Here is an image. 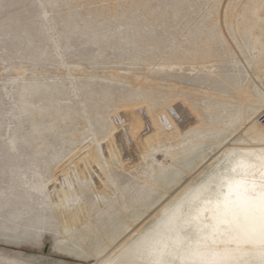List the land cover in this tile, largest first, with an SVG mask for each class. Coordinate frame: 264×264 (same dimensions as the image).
Listing matches in <instances>:
<instances>
[{"label":"rangeland","instance_id":"obj_1","mask_svg":"<svg viewBox=\"0 0 264 264\" xmlns=\"http://www.w3.org/2000/svg\"><path fill=\"white\" fill-rule=\"evenodd\" d=\"M263 7L0 0V264H149L144 249L176 234L187 203L254 142L263 84L247 24ZM139 74L162 90L159 110L170 85L185 91L192 126L126 171L106 143L118 113L143 104L129 83Z\"/></svg>","mask_w":264,"mask_h":264},{"label":"bare ground","instance_id":"obj_2","mask_svg":"<svg viewBox=\"0 0 264 264\" xmlns=\"http://www.w3.org/2000/svg\"><path fill=\"white\" fill-rule=\"evenodd\" d=\"M258 13L261 14L248 22L247 32H249L252 43L258 46L259 50L257 56L252 59L250 68L256 74H253L256 79L263 84V92L259 94L263 106L264 7ZM129 83L132 85L131 89L133 90L131 96L134 94L140 96V102L143 104L141 107L138 106L139 108L130 106L129 109L120 110L121 112L117 115L118 121L115 123L118 130L113 133L110 139L107 137L109 139L108 143L105 142L111 152H116L118 155L120 153L122 166L126 171L131 170L140 163L141 156L152 143L159 144L165 142L168 137L181 136L188 131L191 125L190 122H192L190 113L192 109L190 110L189 106L182 100L185 91L170 85L162 96L166 102L173 103L166 106L164 110H159L157 106H154L157 95L162 91L158 84L146 76L141 78L137 75ZM239 90L242 101L246 102L251 99L247 86H240ZM262 123L264 122L252 121L246 130L247 136L254 141L251 142V146L238 149L223 165L217 176L208 181L207 187H203L198 196H194L185 206V214L180 220L176 234L168 237L167 240L169 244L179 241L180 253H183L189 247L194 248L206 244L214 253L219 254L217 264H264V247L261 246L258 236L254 240L241 238L238 227L223 223L222 217L218 215L215 207L216 202L222 200L223 194L228 191V180L243 177L250 184L255 183L257 192L264 186V124ZM126 156L129 158L126 159ZM81 166L82 164L78 165L83 172L85 168ZM96 185L101 194L106 193L100 181H96ZM60 205L63 209L65 208L62 198L57 202V207ZM65 214H67L66 211ZM66 217L68 219V216ZM73 219L76 220L74 211ZM248 228L252 229L253 225H248ZM255 228L258 232V225ZM164 259L168 264H187L179 254L175 257L166 255ZM102 260L100 259L96 264H102ZM141 260L150 264L152 258L143 251ZM193 264H200V262L193 261Z\"/></svg>","mask_w":264,"mask_h":264},{"label":"snow or ice","instance_id":"obj_3","mask_svg":"<svg viewBox=\"0 0 264 264\" xmlns=\"http://www.w3.org/2000/svg\"><path fill=\"white\" fill-rule=\"evenodd\" d=\"M228 191L223 194V199L216 202V211L222 222L230 226L236 225L240 237L246 240H254L258 236L259 242L264 247V186L256 191L254 182L241 177L227 181ZM195 219V218H194ZM248 225H253L252 229ZM258 225V232L255 226ZM152 258L150 264H168L164 257L180 255L187 264L199 261L200 264H217L218 253H214L206 244L189 247L180 253V242L169 244L166 240H157L144 249Z\"/></svg>","mask_w":264,"mask_h":264},{"label":"built area","instance_id":"obj_4","mask_svg":"<svg viewBox=\"0 0 264 264\" xmlns=\"http://www.w3.org/2000/svg\"><path fill=\"white\" fill-rule=\"evenodd\" d=\"M259 121H260V122H264V113H262V114L259 116Z\"/></svg>","mask_w":264,"mask_h":264}]
</instances>
